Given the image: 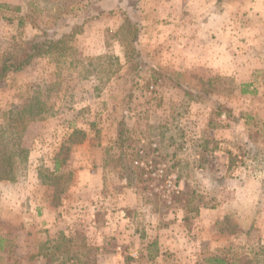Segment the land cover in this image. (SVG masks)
<instances>
[{
  "label": "rangeland",
  "instance_id": "1",
  "mask_svg": "<svg viewBox=\"0 0 264 264\" xmlns=\"http://www.w3.org/2000/svg\"><path fill=\"white\" fill-rule=\"evenodd\" d=\"M64 34L0 80V264H264V0H0V62Z\"/></svg>",
  "mask_w": 264,
  "mask_h": 264
},
{
  "label": "trees",
  "instance_id": "2",
  "mask_svg": "<svg viewBox=\"0 0 264 264\" xmlns=\"http://www.w3.org/2000/svg\"><path fill=\"white\" fill-rule=\"evenodd\" d=\"M69 37L68 34H64L61 38L55 37H42L36 38L29 42L27 45L20 48L15 54H11L5 56L2 61L0 62V80L5 79L11 73H16L22 71L25 67H27L35 58L40 57L45 54H50L53 51L57 50L65 39ZM7 148V147H6ZM8 155L6 158L0 161V180H14V171L16 172L17 156H23L25 154L24 149L20 148H7ZM121 157L120 160L117 162V168L121 171H125L127 175V181L130 186H133L134 178H132L131 174L134 176V170L131 169V164L126 161L123 162V158L125 156L123 144L120 145ZM7 153V152H6ZM25 158V157H24ZM63 163V160L57 158L55 160V171L52 180H56L58 176H55V173L59 171L60 165ZM6 172L5 174L3 172ZM12 174V175H11ZM63 238V235L61 236ZM87 248V247H86ZM84 264H90L91 259L89 257H85ZM206 264H227L226 260L222 257L218 256H207L205 257Z\"/></svg>",
  "mask_w": 264,
  "mask_h": 264
}]
</instances>
